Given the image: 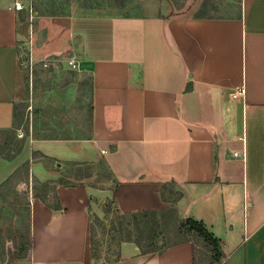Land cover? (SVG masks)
I'll use <instances>...</instances> for the list:
<instances>
[{
  "label": "crops",
  "instance_id": "obj_1",
  "mask_svg": "<svg viewBox=\"0 0 264 264\" xmlns=\"http://www.w3.org/2000/svg\"><path fill=\"white\" fill-rule=\"evenodd\" d=\"M187 1L170 17H35L33 0H0V185L16 179L27 192L30 243L0 264H92L97 194L62 174L98 161L120 213L174 208L221 240L224 264H264V0H223L221 17L206 15L212 0ZM28 44L36 56L74 58L90 76L88 133L26 135L7 158L12 137L24 136L13 133V116L26 97L19 54ZM37 185L51 190V203ZM121 250L112 264H193L189 242Z\"/></svg>",
  "mask_w": 264,
  "mask_h": 264
},
{
  "label": "rangeland",
  "instance_id": "obj_2",
  "mask_svg": "<svg viewBox=\"0 0 264 264\" xmlns=\"http://www.w3.org/2000/svg\"><path fill=\"white\" fill-rule=\"evenodd\" d=\"M223 0H212L208 16L221 17V11L227 9L220 5ZM187 0H33V16L53 14L54 17L67 15H88L109 13L123 16L153 17L176 16L184 8ZM224 3L226 1L224 0ZM232 5H235L233 2ZM236 5L233 7L234 11ZM233 8L231 10H233ZM32 56L29 62L22 66L25 75L26 97L23 103L17 105L20 115L19 136L24 134L35 138H81L88 133L91 104V78L78 70H70L65 61V55L36 56L29 44L21 49L25 55ZM49 65L44 67V62ZM11 148L17 147L20 137H12ZM7 137L4 138V142ZM3 145V144H2ZM104 162V161H103ZM98 161L95 165L70 166L65 170L63 182L67 185L83 183L96 191L92 197L90 211L99 219L93 221V248L95 259L92 264H111L125 253L121 245L135 236V230L126 221L120 224L117 210L109 194L114 181L106 163ZM15 180L10 185L0 188V261H14L28 247V194L16 189ZM47 189V190H46ZM36 193L48 195L51 203L52 192L48 188L37 185ZM158 246L175 243L180 236L171 227L156 230ZM190 244L196 242L197 264H223L215 262L200 240L189 235ZM130 243V242H128ZM8 251V252H7Z\"/></svg>",
  "mask_w": 264,
  "mask_h": 264
},
{
  "label": "trees",
  "instance_id": "obj_3",
  "mask_svg": "<svg viewBox=\"0 0 264 264\" xmlns=\"http://www.w3.org/2000/svg\"><path fill=\"white\" fill-rule=\"evenodd\" d=\"M45 16H54L53 14H41ZM91 88V86H90ZM90 111L92 110V106H89ZM18 107H14V129H17L19 126L20 115L17 114ZM28 133L27 128L24 130V136L19 140V145L15 147L14 153L11 156H7V158H11L14 154L20 151L22 148L24 138ZM48 137H43L41 139H46ZM39 139V138H37ZM51 139V138H50ZM53 139H60L58 137H54ZM66 139V138H64ZM27 170V166H24ZM7 182V181H6ZM57 183H62L61 180L56 181ZM4 184L0 185V188L3 187ZM46 186V185H45ZM58 207V205L55 204ZM56 207V208H57ZM117 219L120 220V224L123 222H128L131 225V228L135 230V236L130 237L127 242L133 243L138 249L141 255L152 253V252H163L168 247L179 245L182 243L189 242L187 237L191 235L195 238V240H200L203 247H206L207 252L210 253L212 259L220 263L221 260L223 262L224 254L222 252V242L220 239L214 237L212 233L208 231L203 222L195 220L193 218H179L177 211L174 208H170L164 211H138L131 214H122L117 211ZM98 220V218L93 215L91 217V258L92 261L95 259L94 248H93V221ZM171 227L173 231L176 232L180 238L173 243L172 245L167 246H158L157 237L154 235L156 230H162L164 228ZM198 243V242H196ZM196 243L191 244L192 246V262L193 264H197L196 259ZM30 243L28 242V248ZM120 258L118 257L114 262L118 261ZM112 264V263H111ZM224 264V263H223Z\"/></svg>",
  "mask_w": 264,
  "mask_h": 264
},
{
  "label": "built area",
  "instance_id": "obj_4",
  "mask_svg": "<svg viewBox=\"0 0 264 264\" xmlns=\"http://www.w3.org/2000/svg\"><path fill=\"white\" fill-rule=\"evenodd\" d=\"M14 8L16 10H22L23 9V5L21 3H14ZM32 8L29 7V10H31ZM19 58H20V64L21 66L25 67V63H28L29 62V68L31 66V62H32V56L30 54V50L29 52L25 55L24 53H20L19 54ZM65 64L66 66L70 69V70H78V63L76 62V60L74 58H68L66 61H65ZM49 65V62H44L43 63V66L46 67ZM244 94V89L243 88H240L237 90L236 93L232 94V97H237V96H242ZM243 153H234V156L236 157H239L241 156L242 157Z\"/></svg>",
  "mask_w": 264,
  "mask_h": 264
}]
</instances>
